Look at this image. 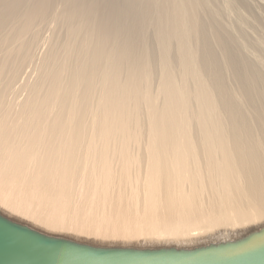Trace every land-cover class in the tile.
Wrapping results in <instances>:
<instances>
[{"label":"bare ground","instance_id":"6f19581e","mask_svg":"<svg viewBox=\"0 0 264 264\" xmlns=\"http://www.w3.org/2000/svg\"><path fill=\"white\" fill-rule=\"evenodd\" d=\"M230 1L0 0V214L103 247L264 227V69Z\"/></svg>","mask_w":264,"mask_h":264},{"label":"water","instance_id":"95a60500","mask_svg":"<svg viewBox=\"0 0 264 264\" xmlns=\"http://www.w3.org/2000/svg\"><path fill=\"white\" fill-rule=\"evenodd\" d=\"M0 264H264V227L192 248L103 247L47 235L0 214Z\"/></svg>","mask_w":264,"mask_h":264},{"label":"rangeland","instance_id":"374dc122","mask_svg":"<svg viewBox=\"0 0 264 264\" xmlns=\"http://www.w3.org/2000/svg\"><path fill=\"white\" fill-rule=\"evenodd\" d=\"M213 2L210 4V6L208 7V8H210V7H212V6H214V8L216 9V11H218L219 12V15L221 16V17H224V15H225V17L224 18H226L227 17V14H224V12H225V7L223 8V3H222V0H212ZM232 1L233 0H231L230 2L232 3ZM252 2H255V4L257 3V5L256 6H254L255 8V10L257 9L259 12H260V16H258V15H256V14H252V13H255L254 11H247V9L245 10V9H243L242 8V6H240V5H238L237 3H235L234 1H233V3L231 4H228V6H229V8L232 10H230V9H228V10H230V11H228L229 12V14H230V16L232 15V17L234 18H231V22L233 23V25H234V27L236 28V30L237 29H241V30H239L241 33L243 32L245 35L246 34H248L247 33V31H249V32H252L253 30V32H252V34L253 35H255V36H251V35H249L250 37H252V38H250V37H246V41L248 42V44L249 43H251V44H249L251 47V50H253V52L254 53H256V55H258L257 57H259V62H260V67L262 68L263 67V69H264V63H263V61L262 60H264V6H262L259 2H258V0H252ZM222 3V4H221ZM235 3V4H234ZM234 6H235V8H234ZM238 7V8H237ZM257 7V8H256ZM233 8V9H232ZM218 9V10H217ZM248 10H250V9H248ZM224 11V12H223ZM226 13V12H225ZM233 13V14H232ZM242 13V14H241ZM256 15V16H255ZM241 28H240V27ZM248 26V27H247ZM239 27V28H238ZM243 28H245V29H243ZM250 30H249V29ZM246 32H245V31ZM256 32V33H255ZM240 33V34H241ZM257 35V36H256ZM249 38V39H248ZM258 38V39H257ZM244 39V38H243ZM257 39V40H256ZM255 40V41H254ZM259 40V41H258ZM261 43V44H259V43ZM254 43V44H253ZM261 45V46H260ZM263 47V48H262ZM254 48V49H253ZM256 49V50H255ZM256 51H258V53L256 52ZM260 53V54H259ZM262 57V59H260ZM262 61V62H261Z\"/></svg>","mask_w":264,"mask_h":264}]
</instances>
